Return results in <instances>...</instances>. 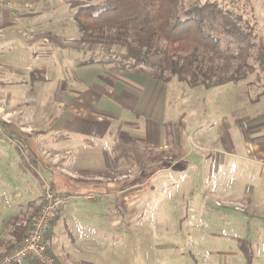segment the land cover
Wrapping results in <instances>:
<instances>
[{"label":"rangeland","instance_id":"rangeland-1","mask_svg":"<svg viewBox=\"0 0 264 264\" xmlns=\"http://www.w3.org/2000/svg\"><path fill=\"white\" fill-rule=\"evenodd\" d=\"M75 1L45 0L39 8L54 7L43 15L55 18L51 31L81 40L70 7ZM217 1L255 24L264 45V0ZM85 46L90 52L83 61L118 68L129 64L122 60L120 45ZM257 56L249 61L254 71L235 84L206 89L171 82L167 123L159 127L158 137L166 147L145 156L139 144L122 146L136 187L131 181L113 195L99 187L60 194L69 198L68 208L47 236L59 264L55 254L60 252L73 264H264V163L255 150L264 136V65ZM23 66L18 61L16 67ZM236 66L233 61L225 68ZM137 69L159 73L153 67ZM182 110L196 114L186 126ZM14 142L0 127V172L5 176L0 178V205L9 220L33 199L26 191L35 189L39 177L18 149L20 141ZM6 226L0 224V232Z\"/></svg>","mask_w":264,"mask_h":264},{"label":"crops","instance_id":"crops-1","mask_svg":"<svg viewBox=\"0 0 264 264\" xmlns=\"http://www.w3.org/2000/svg\"><path fill=\"white\" fill-rule=\"evenodd\" d=\"M44 1L8 0L10 5L0 10V127L8 141H20L18 149L39 176L35 189L26 191L33 199L18 215L9 220L0 205V224H7L0 232V256L15 248L16 228L37 215L48 186L69 196L88 187L106 188L113 195L131 181L136 187L122 146L139 144L145 156L166 147L158 137L159 127L167 123L171 82L138 69L81 60L90 51L81 40L51 31L55 18L43 15L54 7L41 10ZM20 60L21 69L16 67ZM180 114L183 126L196 116ZM255 144L264 163V136ZM0 178H5L2 172ZM65 230L71 239L68 225ZM55 255L61 264H73L67 254Z\"/></svg>","mask_w":264,"mask_h":264},{"label":"trees","instance_id":"trees-1","mask_svg":"<svg viewBox=\"0 0 264 264\" xmlns=\"http://www.w3.org/2000/svg\"><path fill=\"white\" fill-rule=\"evenodd\" d=\"M99 1L71 2L73 18L84 44L125 50L122 60L129 64L121 69L153 67L159 72L154 77L163 82L177 79L192 88L212 89L246 79L254 71L249 61L255 54L264 65L256 25L217 0H105L103 6ZM233 61L234 70H226ZM36 216L16 228L17 245Z\"/></svg>","mask_w":264,"mask_h":264},{"label":"built area","instance_id":"built-area-1","mask_svg":"<svg viewBox=\"0 0 264 264\" xmlns=\"http://www.w3.org/2000/svg\"><path fill=\"white\" fill-rule=\"evenodd\" d=\"M8 0H0V10L9 6ZM69 198L57 194L51 187L45 191V202L37 214L28 236L9 253L0 257V264H25L33 260L37 264H59L46 244V238L52 229L53 221L64 215Z\"/></svg>","mask_w":264,"mask_h":264}]
</instances>
